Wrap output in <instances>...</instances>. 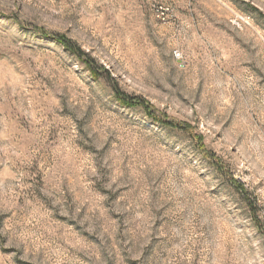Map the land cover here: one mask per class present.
<instances>
[{"label": "rangeland", "instance_id": "rangeland-1", "mask_svg": "<svg viewBox=\"0 0 264 264\" xmlns=\"http://www.w3.org/2000/svg\"><path fill=\"white\" fill-rule=\"evenodd\" d=\"M0 264H264V0H0Z\"/></svg>", "mask_w": 264, "mask_h": 264}, {"label": "trees", "instance_id": "trees-1", "mask_svg": "<svg viewBox=\"0 0 264 264\" xmlns=\"http://www.w3.org/2000/svg\"><path fill=\"white\" fill-rule=\"evenodd\" d=\"M44 34L50 36L52 39L60 43L66 50L72 53L81 63L85 65L87 70L90 71L92 75L98 76L100 72H105V73L108 72L103 66L99 65L93 57H91L88 53L84 52L74 41L67 38L65 35L59 33H48V32ZM112 82H113V93L121 103L126 104L128 106H141L148 114V116L152 118V120H157L169 127L179 128L188 132V129L183 125L177 124L167 119H159L155 117L153 115L152 108L147 103H144L138 96L128 95L127 93L122 91L113 79ZM192 137L197 144V149L202 153V155L208 157L209 153L205 151V148L201 142V137L199 136L196 137L195 135H193ZM216 166L218 168H221L219 167L218 163H216ZM234 186L235 188L238 189L240 193H242L243 196H245V190L243 187H241L240 185H234ZM249 206L252 217L255 219L256 222H258L254 207L252 205Z\"/></svg>", "mask_w": 264, "mask_h": 264}, {"label": "built area", "instance_id": "built-area-1", "mask_svg": "<svg viewBox=\"0 0 264 264\" xmlns=\"http://www.w3.org/2000/svg\"><path fill=\"white\" fill-rule=\"evenodd\" d=\"M178 56V55H177Z\"/></svg>", "mask_w": 264, "mask_h": 264}]
</instances>
